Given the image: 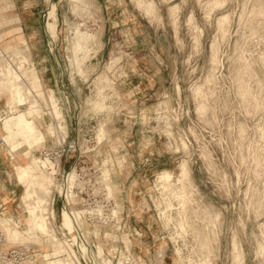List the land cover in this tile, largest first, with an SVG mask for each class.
Segmentation results:
<instances>
[{
	"label": "rangeland",
	"instance_id": "rangeland-1",
	"mask_svg": "<svg viewBox=\"0 0 264 264\" xmlns=\"http://www.w3.org/2000/svg\"><path fill=\"white\" fill-rule=\"evenodd\" d=\"M36 3L18 15L33 24L40 63L20 53L60 108L62 129L48 133L46 147L78 141L83 161L101 165L123 223L112 239L102 237L105 225L98 234L84 221L76 227L100 242L98 263L264 264V0ZM12 6L0 4V47L20 40ZM77 24L95 33L76 72ZM9 34L17 39L1 42ZM46 91L38 106L50 121ZM12 186L16 205L22 186ZM53 208V238L44 241L62 247L53 228L64 227L60 202Z\"/></svg>",
	"mask_w": 264,
	"mask_h": 264
},
{
	"label": "bare ground",
	"instance_id": "bare-ground-1",
	"mask_svg": "<svg viewBox=\"0 0 264 264\" xmlns=\"http://www.w3.org/2000/svg\"><path fill=\"white\" fill-rule=\"evenodd\" d=\"M79 27H81L80 24L75 26L74 40L70 42V49L72 52L71 61L72 65H75L76 72L78 67L82 66L84 63V59L86 58L85 55L89 53L86 51L90 42L89 39L93 38L95 33L92 32L90 28L80 30ZM11 52L15 51H4L0 49V57L3 60V66L0 68V83L1 86L4 84L3 86L6 88L4 92L7 94V98L5 99V114H0V130L2 131V142L0 143V172L5 174L3 177L0 176V182L6 187V180L15 186H22L20 194L22 207H19L15 221L2 215H0V221L4 227V232L8 241L23 243L27 242V239H33L36 244L41 245L42 249L40 253H37L38 251L34 253L36 261L40 257L38 264H65L63 261L64 258L61 256V253L66 249V247L64 249V241L62 240L61 242L63 245L62 247L53 248L46 243V240V242L44 241V239H47L44 237L53 238L54 232L52 231L53 229L51 230L52 227L50 228L49 226L53 221L52 217L55 216L53 208V189L59 188V190L56 191H62V184L56 182L57 176L49 169V166L52 165L51 161L48 158H41L39 153H32V150H36V148H40V146H43L42 148L47 146V135L49 132L53 131V128L62 129L60 123V108L53 102V98L49 95L50 92L47 89L46 94H48L49 100H52L51 106L54 104L55 109L53 110L54 115L50 121L43 117L41 113L44 111L38 106L40 101L31 89V87L35 88V90L40 93V97L45 95V92L41 93V91H39L40 77H38L36 73L30 74L35 71H30V76L25 71L27 68L24 67V64H26L24 61L26 59L28 60V58L20 53L22 52L20 49L18 51L19 58L16 57V54H11ZM9 53L11 54L10 56ZM32 65L33 64H31L30 68ZM31 69L33 70V68ZM102 98L101 100H103ZM97 103L95 104L97 105ZM104 135V128L99 126L97 135L95 136L97 141L101 140ZM61 138L63 139V137ZM103 162V164H105V161ZM75 176L76 170L75 166H73L68 174V183H70ZM104 185L107 193L109 195L113 194L111 185L108 182L106 183V181ZM3 189L5 190V187ZM6 197L11 198L9 195ZM66 208V205L61 207V221L64 227L59 225L63 230L71 233V236H73L72 240L74 241L76 240L74 233L76 227L78 226L82 229L84 221L83 216H85L87 210L80 208L68 210ZM117 210L118 209L115 208L116 218H118ZM112 227L106 226L105 230L103 227V238L112 239L113 235L115 236L116 228ZM80 228L78 229L82 231ZM93 231L97 234L100 232L94 228L92 232ZM82 235H87V231L85 230ZM96 244V248L98 249H96L97 254H95L97 256L101 252L102 246L100 242H96ZM116 249V247H112L108 252L113 254ZM92 251L95 252L94 249ZM121 261L119 262L122 264L131 263L129 258L123 257ZM126 261H128V263H126ZM0 264L10 263H3L0 261Z\"/></svg>",
	"mask_w": 264,
	"mask_h": 264
},
{
	"label": "built area",
	"instance_id": "built-area-1",
	"mask_svg": "<svg viewBox=\"0 0 264 264\" xmlns=\"http://www.w3.org/2000/svg\"><path fill=\"white\" fill-rule=\"evenodd\" d=\"M1 142L2 138H0ZM38 153L41 158H48L51 161L52 165L49 169L55 173L57 180L62 184V191L55 192L53 196L54 204L57 200L60 202V207L66 205L69 209L87 210L83 216L87 228H95L100 224L113 225L112 228L116 227V231L121 229L120 225L123 228L119 215L118 218L115 215V208H118L116 201L106 191L104 185L106 179L101 165L83 161L84 152L80 150L78 141L64 139L61 143L53 147H45ZM68 157L72 158L70 166L62 168V161ZM73 166H75L76 176L68 183V174ZM54 229L59 233L66 247L61 253L65 264H99L98 258L92 253V250L96 248L94 242L97 240L94 236H87L88 240L82 239L80 230H75L76 240L73 241L71 233L63 230L58 223L54 224ZM37 245L30 242H10L4 230L0 229V261L3 263L38 264L34 254L39 251L36 249Z\"/></svg>",
	"mask_w": 264,
	"mask_h": 264
},
{
	"label": "crops",
	"instance_id": "crops-1",
	"mask_svg": "<svg viewBox=\"0 0 264 264\" xmlns=\"http://www.w3.org/2000/svg\"><path fill=\"white\" fill-rule=\"evenodd\" d=\"M8 0H0V4L2 2H7ZM11 3L13 4V9L14 10H17L16 14H15V17H12L14 18V21L12 20L11 21V24L12 25H17L18 28H19V42L18 43H7L6 45H4L3 47H0V49H3L4 51H13V50H17V48L23 50L24 52H26L28 54V56L30 57H33V60L34 61V64L35 66H37V64H39L40 60H41V51L42 49L40 48V45H39V48L37 47V45L35 44L37 39H36V33L35 32H30V31H34V30H30L29 27L31 25H33L32 23H30V21H27L26 18H23L21 19V21L19 20V15L23 17V14H21L22 11H25V10H33V9H37L39 4L36 3V0H11ZM19 13V15H18ZM10 18V20L12 19ZM29 18V17H28ZM27 18V19H28ZM8 20V19H7ZM4 21H6L5 19H0V25H2L4 23ZM21 26V28H20ZM25 27V31H27L26 34H23L22 35V31L24 32V28ZM11 36L10 34L7 35L6 37H2L1 38V42H8V41H11L13 39H17V38H13L11 39ZM33 42H35L34 46H33ZM31 43V44H30ZM32 50V51H31ZM0 68L1 66H3V63H2V58L0 57ZM2 63V64H1ZM37 73L40 75V88H39V91L42 92H45L47 89H46V85H45V81L43 79V76L41 75L38 67H37ZM4 85V84H3ZM1 86V83H0V114L1 115H4L5 114V108H6V103H5V99L7 98V94L5 91V86ZM33 93L37 96V97H40V93H38L35 88L31 87ZM1 108H2V111H1ZM66 123H67V126H68V122H67V119H66ZM71 123V122H70ZM0 138H2V131L0 130ZM68 159H64L62 161V164H63V167L64 168H68L70 166V164H68ZM3 175L5 176V174L3 172H0V176L3 177ZM6 185H7V189L4 190L3 189V185L0 183V188L3 189L1 190L2 193H0V215L2 216H5L6 218L8 219H13L15 221V218H16V215L18 213V210H19V207L21 208L20 204L21 203L20 201H17L16 205L15 204V200L17 198V190L15 191L12 184H10L7 180L5 181ZM10 196L11 198H8V200H5V197L6 196ZM13 197V198H12ZM131 210V209H130ZM133 214H136L133 210L130 211L129 213V217L131 216H134ZM130 223H132V218H130ZM0 227L1 228H4L1 221H0ZM136 229V228H135ZM161 248V247H160ZM166 246L164 247V250H165ZM149 260H151L150 258H147ZM146 261V259H145ZM146 264V262H144ZM104 264H106L104 262Z\"/></svg>",
	"mask_w": 264,
	"mask_h": 264
}]
</instances>
